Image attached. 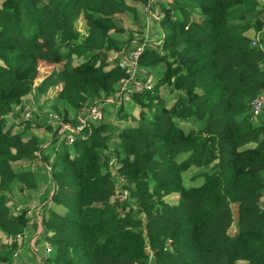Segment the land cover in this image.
<instances>
[{"label": "trees", "instance_id": "obj_1", "mask_svg": "<svg viewBox=\"0 0 264 264\" xmlns=\"http://www.w3.org/2000/svg\"><path fill=\"white\" fill-rule=\"evenodd\" d=\"M151 1L0 3V264L16 260L3 236L28 243L38 231L53 248L44 264H264V110L252 118L264 94V0L159 3L160 42L139 57L153 89L107 104L71 144L49 122L54 112L75 124L70 110L114 96L122 53L145 41L122 16L141 25ZM42 64L53 68L37 81ZM55 89L52 110L23 117L25 100ZM18 187L31 197L12 207Z\"/></svg>", "mask_w": 264, "mask_h": 264}, {"label": "built area", "instance_id": "obj_2", "mask_svg": "<svg viewBox=\"0 0 264 264\" xmlns=\"http://www.w3.org/2000/svg\"><path fill=\"white\" fill-rule=\"evenodd\" d=\"M170 0H152L149 5L144 6L142 11L146 14L147 18L153 17L156 22H160L163 17V12L159 9V3H167ZM159 43V42H158ZM150 44L149 41L145 40L144 43L137 47L135 50L122 53L121 58L118 61L119 67L124 69L126 76L120 80L117 91L114 96L105 97L98 99L91 103L88 107L78 110L74 116L78 120L77 123L73 124L63 120V117L57 113L49 112V122L52 124H59L60 129L58 131V137L64 139L67 144L73 143L78 137L83 136L85 127H90L94 122L101 121L106 116V105L111 103H120L122 101L129 102L132 95L135 93L144 92L146 90H151L154 87V79L151 75L141 70L139 65V57L144 48V45ZM264 110V94L260 95L252 102V118L255 119ZM31 115L30 112L23 114V117L28 118ZM120 123H124V120H120ZM112 150H107L105 152V157L103 160L108 159V164L113 170L116 169L118 163L116 158L111 154ZM42 193V191H41ZM128 193L127 191L117 190L116 199L123 201L126 199ZM19 210V208L17 209ZM40 231H38L32 242L40 236ZM24 236L21 233L16 235L3 236L2 242L6 245H14L17 247L13 251V257L18 258L20 255L19 249L23 245ZM31 248L35 252V257L39 264H44V258L48 257L53 251L52 246L49 244L44 245L43 254L38 253L37 249L31 244Z\"/></svg>", "mask_w": 264, "mask_h": 264}, {"label": "rangeland", "instance_id": "obj_3", "mask_svg": "<svg viewBox=\"0 0 264 264\" xmlns=\"http://www.w3.org/2000/svg\"><path fill=\"white\" fill-rule=\"evenodd\" d=\"M2 2V0H0V3ZM146 21H142L139 25L137 24V22H135V20L132 17V14H126L122 16V21L124 23V25L129 29L132 30L134 33L133 35L135 37H137V39L140 40H148L152 45L154 46H158V42L161 39L162 36V32H159L157 29V23L153 22L156 21L153 17L147 18L145 16ZM149 24L150 26L145 27V23ZM79 30L82 34H85L86 30L85 28L79 26ZM124 37H128V33H124L123 34ZM80 59H78L76 62H78ZM60 65H57V67H59ZM53 67L52 66H48L46 64H42L41 66V73H40V77L37 81H39L43 75H45L46 73H48ZM151 77L154 79V72L150 73ZM58 89H55L54 91H52L47 97H41V96H31L28 100H25L24 104L26 105L25 110L22 112V115L26 112H30L32 115V112H36L38 114H44L46 111L48 110H52V106L55 104V97L57 94ZM162 94L163 96L166 98V100L169 102L173 96H174V91L170 90L167 87H164L162 89ZM20 108V107H19ZM18 108V109H19ZM60 108L62 109V106H60ZM129 110H132L133 105L132 103H128V107ZM135 116H137V111L133 110ZM70 116H74V111L70 110L69 111ZM200 123H196L194 121H191L190 123H188L186 125V128H191V127H199ZM37 133L45 139V141L47 143H50L53 139V134L46 131L45 129H41L39 131H37ZM16 168L20 169L21 165L20 164H16ZM195 172L191 173V175H193ZM31 197L28 194V191L21 189V188H17L15 189L12 193H11V198H10V203L12 205V207L16 206V204H26V198ZM38 197V196H37ZM31 207L33 208H38V210H40L41 208V204L38 203V199L35 200L34 202L32 201ZM235 215H236V208L234 209ZM32 240V238L30 239V241ZM24 242L23 245L20 247L19 252L20 255L18 258H16L15 262L13 264H37L35 261V252L34 250L31 248V244H33V247H35V249H37L38 253H42L44 250V244L42 242L41 239L38 240V243H36V241L34 242V240L32 242ZM34 259V260H33Z\"/></svg>", "mask_w": 264, "mask_h": 264}, {"label": "crops", "instance_id": "obj_4", "mask_svg": "<svg viewBox=\"0 0 264 264\" xmlns=\"http://www.w3.org/2000/svg\"><path fill=\"white\" fill-rule=\"evenodd\" d=\"M160 42V41H159ZM33 239V238H32Z\"/></svg>", "mask_w": 264, "mask_h": 264}]
</instances>
